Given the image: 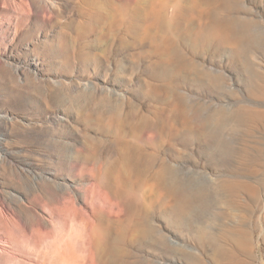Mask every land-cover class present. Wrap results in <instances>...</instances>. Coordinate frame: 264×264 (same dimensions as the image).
Instances as JSON below:
<instances>
[{
	"label": "rangeland",
	"instance_id": "374dc122",
	"mask_svg": "<svg viewBox=\"0 0 264 264\" xmlns=\"http://www.w3.org/2000/svg\"><path fill=\"white\" fill-rule=\"evenodd\" d=\"M0 264H264V0H0Z\"/></svg>",
	"mask_w": 264,
	"mask_h": 264
},
{
	"label": "bare ground",
	"instance_id": "6f19581e",
	"mask_svg": "<svg viewBox=\"0 0 264 264\" xmlns=\"http://www.w3.org/2000/svg\"><path fill=\"white\" fill-rule=\"evenodd\" d=\"M151 12H152V11H151ZM148 14H149V12H148ZM147 18L150 19V18H153V16H151V14H149V17H147ZM155 19L157 20L156 22H158V23L161 21V19L159 18V16H155ZM152 25H153V24H152ZM150 26H151V25H150ZM149 28H150V27H149ZM145 34L147 35L148 33H145ZM145 34H144V35H145ZM200 37H201V36H200Z\"/></svg>",
	"mask_w": 264,
	"mask_h": 264
}]
</instances>
